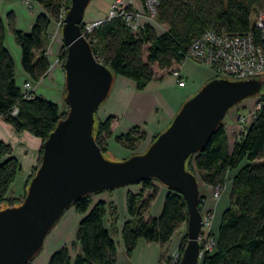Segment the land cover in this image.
<instances>
[{"label": "trees", "instance_id": "trees-1", "mask_svg": "<svg viewBox=\"0 0 264 264\" xmlns=\"http://www.w3.org/2000/svg\"><path fill=\"white\" fill-rule=\"evenodd\" d=\"M36 1L44 12L37 15L29 33L15 28L12 14L8 15L7 23L0 17V118L16 133L27 131L42 140L38 164L26 184L24 198L41 163L44 142L68 113L61 112L56 103L42 96H24L16 81L15 61L5 47L10 28L21 48L22 67L27 77L38 83L47 75L51 66L48 30L53 21L60 19L63 11L68 12L69 6L64 0ZM262 8L264 0H159L154 20L164 26L161 33L152 24H145L134 32L118 17L102 22L86 37L97 59L111 69L114 77H126L135 82L137 89L143 90L156 77L158 70L169 72L177 68L184 61L193 40L207 30L230 34L252 30L255 42L264 49L261 32L252 21V16ZM82 30H85L84 24ZM66 54L63 45L59 55L63 67ZM254 97H259L260 107L232 150H229L222 121L203 150L193 154L186 164L200 182L210 187H224L229 172L235 171L229 206L221 216L216 235V247L213 252L203 255L200 264H264V90ZM15 108L18 112L14 116L12 111ZM116 119L114 115L104 121L96 117L94 136L103 154L108 152L105 141L112 137L111 126ZM144 138L145 133L139 127L115 137L118 144L132 152ZM21 171V163L13 155L12 145L0 140V209L21 204L22 200L8 196ZM159 184L155 179L143 180L137 184L141 186L138 193L127 195L130 219L124 224L121 237L128 255L134 252L140 239L165 246L180 227L187 225L185 199L175 190L167 189L159 217L149 214ZM92 196H84L72 204L71 207L82 216L75 240L56 250L47 264H118L117 243L105 225L107 215L111 216L113 225L116 223L117 208L105 201L95 203ZM187 239L186 236L181 242L180 255Z\"/></svg>", "mask_w": 264, "mask_h": 264}, {"label": "water", "instance_id": "water-1", "mask_svg": "<svg viewBox=\"0 0 264 264\" xmlns=\"http://www.w3.org/2000/svg\"><path fill=\"white\" fill-rule=\"evenodd\" d=\"M91 0H70L61 28L65 102L69 107L43 144L41 163L23 202L0 209V264H28L72 204L143 180L155 179L179 192L188 210L187 244L179 264H200L203 215L199 179L188 159L203 150L229 110L260 94L262 79L214 78L189 98L169 127L144 153L109 160L96 142V115L109 96L114 75L99 61L82 25Z\"/></svg>", "mask_w": 264, "mask_h": 264}, {"label": "crops", "instance_id": "crops-1", "mask_svg": "<svg viewBox=\"0 0 264 264\" xmlns=\"http://www.w3.org/2000/svg\"><path fill=\"white\" fill-rule=\"evenodd\" d=\"M19 1L24 6L21 8L20 13L18 10L20 4L17 0H0V17L7 23L9 20L8 15L12 14L15 28L24 33H29L37 15L43 13L44 10L36 0ZM114 1L91 0L85 12L84 24L101 22L106 19ZM124 1L135 10H143L142 0ZM34 8H36V11H32ZM48 32L50 37L48 55L51 66L47 75L35 85V94L56 103L62 112L67 107L65 102V71L59 59L64 44L61 29H59L56 21L51 23ZM5 47L15 61L16 81L21 86L27 80V75L22 67L21 48L17 44L10 28H8ZM52 56L54 58L53 62L51 61ZM179 67H181L185 80L184 86H179L178 80L172 76L170 71L162 72L158 70L156 77L143 90L137 89L135 82L126 77H114L111 92L97 112V118L101 121H104L111 115L117 117L112 123L111 131L113 135L110 138L114 140L116 146H111L109 151L113 149V152L116 151L119 154L118 156L123 158L129 155L132 151L118 144L115 137L129 133L134 127H139L145 133V138L141 141L135 152L147 148L157 135L169 127L182 105L194 96L207 82L215 78L210 67L193 60L187 59ZM258 99L259 97L249 98L243 101L242 104L245 106V103H247V106H249L248 104L251 103L249 107H255ZM0 140L12 145L13 155L22 166V171L17 176L15 183H13L8 193V196L12 195L15 198H19L26 187L29 177L32 175L34 167L38 164L42 140L27 131L16 133L13 127L2 118H0ZM140 189V185H129L93 194L92 196L95 203L105 201L115 204L117 208L119 216L116 223L113 225L111 216L107 215L105 225L112 232L117 243L118 264H159L163 255L173 250V252L178 251L181 240L185 236L182 226L165 246L140 239L134 252L131 255L127 254L121 237L123 226L130 219L127 211V195L130 192L138 193ZM167 193V188L159 184L157 198L149 210L151 216L159 217L161 215ZM226 204L227 201L223 200L215 204V208L213 209L215 211L213 228L219 226ZM69 209H71V212L68 218H65V215L69 210L66 211L63 218L51 232L54 233L55 229H57L58 233L55 240V249L54 251H50L51 255L63 245H69V242L75 240L77 227L82 216L73 207ZM64 219L66 220L64 221ZM60 223H62L61 227H59ZM50 256L48 257L50 258ZM48 257L44 261L37 262V264H47Z\"/></svg>", "mask_w": 264, "mask_h": 264}, {"label": "built area", "instance_id": "built-area-1", "mask_svg": "<svg viewBox=\"0 0 264 264\" xmlns=\"http://www.w3.org/2000/svg\"><path fill=\"white\" fill-rule=\"evenodd\" d=\"M142 2L143 10L138 11L131 8L124 0H115L106 19L101 22L84 24L85 30L83 32L85 36L87 33H91L102 22L118 17L134 32L139 31L145 24L155 26L157 23L154 20V16L159 5V0H142ZM65 15L66 12L63 11L60 19L56 21L59 29L64 24ZM253 23L254 27L260 30L261 38L264 41V10L256 14ZM187 59L210 67L215 78L245 80L259 77L263 80L264 76V49L255 42L252 30L239 34L207 30L190 44L184 61ZM179 66L171 70L170 73L178 80L179 86H184L185 80ZM36 84L27 77V80L20 86L25 97L34 96ZM255 107V111L260 107L259 99ZM255 111L253 112L252 119L254 118ZM17 112L18 109L15 108L12 111V115L15 116ZM250 124H248L247 128ZM204 225L205 219L203 218L200 234V243L202 244L201 257L206 252H213L216 247V237L206 232ZM180 259L181 255L179 251H176L162 261L161 264H179Z\"/></svg>", "mask_w": 264, "mask_h": 264}, {"label": "rangeland", "instance_id": "rangeland-1", "mask_svg": "<svg viewBox=\"0 0 264 264\" xmlns=\"http://www.w3.org/2000/svg\"><path fill=\"white\" fill-rule=\"evenodd\" d=\"M17 2L20 4V6L18 7V10H19V13H20L21 8H23L24 6L19 0H17ZM64 2H65V4L67 6L70 7V0H64ZM33 5H34V7H36L35 4H33ZM35 9L36 8H34L32 11H36ZM262 10H264V8H262L260 11H262ZM258 13H256V14H258ZM256 14H254L252 16V21L255 20ZM155 27H156V30L159 33L161 31H163V29H164V26H161V25H158V24H155ZM7 33H8V31H7ZM144 55H145V57L147 56L146 48H145V51H144ZM53 59L54 58L52 56V59H51L52 62L54 61ZM253 98H256V97H253ZM245 104H246L245 106H247V103H245ZM250 104L251 103H249L248 105L250 106ZM245 106L242 103H240L237 106L233 107L231 110H229V112L227 113L226 117L223 120V122L225 124V128H226V132H227L229 150H232L233 144L236 141L241 139V138L239 139V137L241 136L242 133L246 132L248 124H250L252 122V120H253L252 119V115H253V112L255 111L256 107L247 106L245 108ZM68 110H69V107L67 106L63 110V112L67 113ZM96 117H97V115H96ZM152 143L153 142H151V144ZM115 144L116 143L114 142V140H111L110 138L105 141V146L108 149V152L105 155L111 161H119V160H121L120 158L126 159L127 157H130L133 153H136V154L144 153L149 148V146L151 145L150 144L149 146H147V148L138 150V152H135V151L131 152L129 154L130 156L127 155L125 158H123V157H119L118 156L119 154H117L116 151L113 152V149L111 151H109V148L111 146H114ZM234 174H235V171L229 172L228 179H227L226 184H225L224 187H209V186H206L203 182H200V180H199L200 193L202 194L201 203H200V210L202 212L203 218L205 219V225H204L205 231L211 233L214 237H216V235H217L219 226L213 228V219L215 217V214H214L215 211H213V209L215 208L214 207L215 204L217 202H220L221 200L227 201V204H226L224 210L229 206V196H230V192L232 190V177L234 176ZM24 191H25V189H24ZM24 191H23L22 195L19 198H17V199L22 200V202L25 199L24 198ZM9 197H14V196L10 195ZM68 210H67L68 212L65 215L66 216L65 218H68V215L71 212L70 211L71 209H68ZM224 210H223V212H224ZM223 212H222V214H223ZM65 220L66 219H64V221ZM61 224L62 223H60L59 227H61ZM183 228H184V234H185V236L183 237V239H184L187 236V225L186 224L183 225ZM57 234H58L57 233V229H55L54 233H50L48 235V237H47V239L45 241V246H44L43 250L38 255V257H36L35 260H33L31 262V264H37V262H39V261H44L48 256L51 255L50 251H54V249H55L54 246H55V243H56L55 240L57 239V236H58ZM183 239L181 240V242L183 241ZM71 243H72V241L69 242V244H71ZM180 246H181V244L179 245V248H180ZM179 248H178V251H179ZM173 251H170L167 254L163 255V257L161 258V261H160L159 264H161V262L164 261L169 255H171L173 253ZM72 255L73 256L75 255L74 251H72Z\"/></svg>", "mask_w": 264, "mask_h": 264}]
</instances>
